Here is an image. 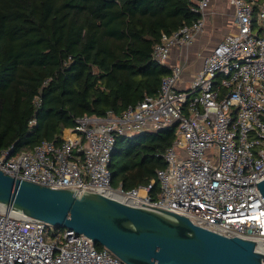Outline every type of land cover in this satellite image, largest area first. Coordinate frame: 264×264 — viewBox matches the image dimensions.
I'll return each instance as SVG.
<instances>
[{"label":"built area","instance_id":"built-area-1","mask_svg":"<svg viewBox=\"0 0 264 264\" xmlns=\"http://www.w3.org/2000/svg\"><path fill=\"white\" fill-rule=\"evenodd\" d=\"M190 1L201 16L210 4ZM227 1L235 8L236 31L210 48L188 88H178L182 67H170L168 61L174 47L191 45L203 32L202 17L164 34L155 46L154 59L172 70L157 96L120 115L78 118L60 138L44 140L31 151L2 150L0 170L52 189L115 193L134 206L176 213L216 233L264 244V198L257 189L264 180V3ZM35 102L41 105L38 98ZM172 126L177 136L156 179L129 191L112 188L117 138ZM0 264L124 263L84 235L0 205Z\"/></svg>","mask_w":264,"mask_h":264},{"label":"trees","instance_id":"trees-1","mask_svg":"<svg viewBox=\"0 0 264 264\" xmlns=\"http://www.w3.org/2000/svg\"><path fill=\"white\" fill-rule=\"evenodd\" d=\"M192 7L190 0H0V151H31L78 118L120 115L157 96L172 70L154 59V48L201 18ZM176 136L172 126L118 137L112 188L149 185ZM158 194L157 183L151 196Z\"/></svg>","mask_w":264,"mask_h":264},{"label":"water","instance_id":"water-1","mask_svg":"<svg viewBox=\"0 0 264 264\" xmlns=\"http://www.w3.org/2000/svg\"><path fill=\"white\" fill-rule=\"evenodd\" d=\"M257 189L264 198V180ZM0 205L84 235L124 264H264L255 241L216 233L186 216L102 193L52 189L1 170Z\"/></svg>","mask_w":264,"mask_h":264},{"label":"crops","instance_id":"crops-1","mask_svg":"<svg viewBox=\"0 0 264 264\" xmlns=\"http://www.w3.org/2000/svg\"><path fill=\"white\" fill-rule=\"evenodd\" d=\"M204 20L203 32L196 36L187 47H174L168 66H181L182 75L179 89H186L203 68L204 56L226 35L236 31L235 8L227 0H210L208 8L201 16Z\"/></svg>","mask_w":264,"mask_h":264},{"label":"bare ground","instance_id":"bare-ground-1","mask_svg":"<svg viewBox=\"0 0 264 264\" xmlns=\"http://www.w3.org/2000/svg\"><path fill=\"white\" fill-rule=\"evenodd\" d=\"M107 195L119 199L118 195H116L115 193H107ZM8 210H9V209H8ZM12 210H13V209H12ZM258 250L264 253V244H259V245H258Z\"/></svg>","mask_w":264,"mask_h":264}]
</instances>
